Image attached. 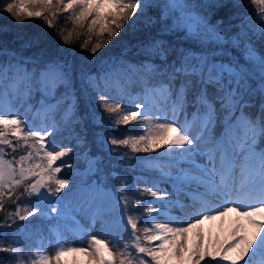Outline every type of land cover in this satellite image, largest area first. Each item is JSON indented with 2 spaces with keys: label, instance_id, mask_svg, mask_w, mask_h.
Here are the masks:
<instances>
[{
  "label": "snow or ice",
  "instance_id": "6c2138e0",
  "mask_svg": "<svg viewBox=\"0 0 264 264\" xmlns=\"http://www.w3.org/2000/svg\"><path fill=\"white\" fill-rule=\"evenodd\" d=\"M250 4L256 7L255 15L242 21L233 35L220 28V21L213 24L200 13L195 0H9L3 5L18 23L38 18L48 28L68 13L74 30H86L80 48L93 57L134 14L156 8L165 21L162 31L182 33L183 46L157 40L145 50L161 59L162 71L154 65L109 60L104 61L107 70L86 77L108 118L117 126L133 124L139 132L129 130L124 138L106 133L99 137L102 149L121 157V163L135 160L145 171L159 173V178H133L131 184L126 176L110 174L120 195L117 199L105 194L107 211L118 210L119 215L107 219L100 211L92 215L93 224L99 219L107 238L85 230L71 216L68 194L61 196L69 180L59 174L71 167L63 158L72 148L48 140L59 131L55 117L69 99L67 94L56 98L57 88L70 80L67 64L49 61L29 70L19 60H0V211L8 200L15 205L0 228L37 214L50 217L48 208L57 204L60 211L51 207V212L73 220L86 244L72 246L55 227L54 255L48 254L52 243L43 241L29 253L12 246L19 243L16 237L5 247L4 233L0 252L9 256H0V264L6 259L8 264H26V259L31 264H62L64 257L71 260L63 264H80V257L84 264H264V49L255 45L256 40L264 44V0ZM58 34L70 43L73 31ZM170 55L175 59L169 63ZM134 87L140 89L135 96ZM36 93L41 95L34 110V118L41 121L38 126L27 115ZM117 95L119 102L113 103ZM256 96L258 105L252 99ZM123 101H127L124 107ZM16 104L27 105L23 114L14 108ZM74 108L72 97L61 116L64 123L73 119ZM250 108L257 109L255 115L246 111ZM103 122L100 117L99 123ZM119 147L133 154L163 149L167 159L162 163L160 156H130L118 152ZM17 152L22 154L14 155ZM88 162L89 170H100L99 158ZM162 183L190 197L195 210L183 217L172 215L174 207L185 205L178 198L166 200L169 193ZM232 214L237 219L228 237L220 241L209 235L206 242L202 226Z\"/></svg>",
  "mask_w": 264,
  "mask_h": 264
},
{
  "label": "trees",
  "instance_id": "16d2710c",
  "mask_svg": "<svg viewBox=\"0 0 264 264\" xmlns=\"http://www.w3.org/2000/svg\"><path fill=\"white\" fill-rule=\"evenodd\" d=\"M9 0H0V60L12 59L13 63L17 60L24 63V66L29 70L33 68H41L49 61H60L67 64V72L70 80L67 85H60L56 90V98H61L65 94L69 99L65 101V105L56 114V122L59 126V131L48 137L49 141H55L59 145H64L72 148V152L63 160L71 164V167H64L59 174L63 178L69 180V184L65 187L61 196L67 193L66 203H69L71 214L80 211L82 202L88 196L79 198L78 194H74L82 187H97L108 190L119 199L118 185L110 178L112 172H116L129 179V184L133 178H159L158 172H147L144 169L136 166L135 160L128 161L127 159L121 163V157L115 154H109L102 149L99 137L110 133L118 138H124L128 135L129 130H134L135 126L129 124L127 126H117L112 119L108 118V114L103 108L97 104L98 95L93 92L86 79L87 76H95L107 70L104 67V61L115 60L119 62L123 60L129 64L140 67L148 64L154 65L158 70L162 71L163 62L158 56H151L140 48L141 42L155 43L157 40L165 42L166 46L181 47L183 46L182 38H171L170 35H182V33H165L162 31L165 21L159 19V9L149 8L144 14L139 11L126 22L124 29L120 31L118 36L100 49L93 57L88 51L80 48L81 42L86 38V30L75 29L72 22L66 17L68 13H63L54 21V27L48 28L45 22L38 18H25L23 23H18L11 14L3 10V5ZM195 3L200 5L199 12L208 16L211 23L215 24L220 21V28L228 35L239 31L238 25L242 21H251L256 13V7L250 4V0H195ZM219 5V6H217ZM238 5V6H234ZM155 21V23L151 22ZM170 23V21H167ZM59 30H63V34L67 35L69 31H73V36L70 38V43H64L62 37L58 34ZM77 32L81 34L77 36ZM258 49H264V44L256 40ZM135 48V54L130 56V51ZM130 51V52H129ZM234 55H239L233 50ZM175 59L174 55L169 56V63ZM243 62V61H241ZM177 86L179 81L176 82ZM132 94L136 95L140 91L139 87L131 89ZM111 94L116 95V88L111 87ZM72 97L75 99V108L73 119L64 123L61 116L64 112V107L72 102ZM40 93H36L30 103L33 105V110L27 113L28 119L33 121L35 125H40L39 118H34V110L39 107ZM253 103L259 104L260 97H253ZM53 102H55L53 100ZM119 102V96L112 101ZM122 107L127 101H123ZM14 108H19L23 114L25 108H20L19 104L14 105ZM192 109H189L191 112ZM246 111L252 115L256 114V108H250ZM104 117L103 124L99 123V118ZM50 123V122H49ZM132 134H139L134 130ZM110 138V137H109ZM80 142L79 145L77 142ZM118 152L128 153L130 156L136 157H158L163 158V151L150 153H131L127 147H119ZM22 152H17L14 155L18 156ZM6 158H11L6 157ZM89 158H99L101 163L99 171L89 170ZM60 163V162H58ZM143 183L140 185L142 190ZM22 191V189H21ZM24 199L22 198V202ZM34 200L35 197H32ZM57 199V198H54ZM152 200V197H146ZM51 207H56L58 212L61 205L53 204ZM51 207L48 216H40L39 214L27 217L25 220L16 219L11 227L0 228V235L7 233L4 236V246L7 247L13 237L19 241L13 247H22L25 252H33L38 242L47 235L52 234L51 230L55 227L62 228L61 219L57 218V213L51 212ZM15 205L11 200L5 202V210L0 211V223L4 221V217L8 212L13 211ZM108 206L100 211L105 219L109 216L119 215L118 210L111 213L107 211ZM160 222H164V219ZM107 236L106 234H102ZM0 256L8 257V253L0 252ZM35 258V257H32ZM80 264H84V258L80 257ZM63 260H71V257H64ZM62 260V264H63ZM5 264H8L7 259ZM26 264H31V259H26ZM175 264V262H173Z\"/></svg>",
  "mask_w": 264,
  "mask_h": 264
},
{
  "label": "rangeland",
  "instance_id": "374dc122",
  "mask_svg": "<svg viewBox=\"0 0 264 264\" xmlns=\"http://www.w3.org/2000/svg\"><path fill=\"white\" fill-rule=\"evenodd\" d=\"M233 34L234 33H231V35ZM181 120H183L182 116ZM173 171H175V169H173ZM161 187L166 189L169 193V195L166 197V200L173 199L175 196L181 199H188L184 193L177 194L176 192H174L173 187L169 186V184L167 183H162ZM106 193L110 192L108 190L100 189L94 186L82 187L80 190H77L74 193L75 195L78 194L79 198H83L86 196H88V198H86L82 202L81 210L72 213L71 216H74L75 221L79 222V224L82 225L85 230L91 231L93 234L98 235L99 238H107V236H103L101 233V223L99 219H97L95 224H93L92 215L97 209H102L108 206V202L105 199ZM182 203L186 208L181 209L179 207H174L172 209V215L183 217L187 214H191L195 210L194 207H192L193 202H190L187 205L185 204V201H183ZM163 219L164 218H161V220ZM236 219L237 218L235 214H232L229 217H226L223 221L216 220L212 222H206L202 226L206 242L209 235L211 236L212 240L219 239L220 241H224L228 237L231 229L234 227ZM61 221L62 228L60 230L62 231L63 236L65 237L67 242L74 247L86 246V244L81 243V241L84 239V234L77 229L76 223L71 219H61ZM55 239L56 238L52 234H48L46 237L41 239V241H43L45 245H48L49 242L52 243L53 247L48 253L50 255H54ZM117 259L119 260V257Z\"/></svg>",
  "mask_w": 264,
  "mask_h": 264
},
{
  "label": "bare ground",
  "instance_id": "6f19581e",
  "mask_svg": "<svg viewBox=\"0 0 264 264\" xmlns=\"http://www.w3.org/2000/svg\"><path fill=\"white\" fill-rule=\"evenodd\" d=\"M171 36V38H182V35L180 36V35H170ZM150 45H152L151 43H146V42H141V44H140V48L141 49H143L144 51L150 46ZM130 51H132L131 53H130V56H133L134 54H135V48H132ZM129 51V52H130ZM107 61V60H106ZM109 61V60H108Z\"/></svg>",
  "mask_w": 264,
  "mask_h": 264
}]
</instances>
